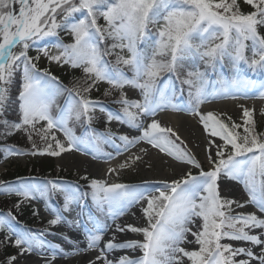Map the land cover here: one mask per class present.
Here are the masks:
<instances>
[{
  "label": "snow or ice",
  "instance_id": "obj_1",
  "mask_svg": "<svg viewBox=\"0 0 264 264\" xmlns=\"http://www.w3.org/2000/svg\"><path fill=\"white\" fill-rule=\"evenodd\" d=\"M248 99L264 0H0V160L105 164L0 178V264H264V107H211ZM153 153L169 178L121 180Z\"/></svg>",
  "mask_w": 264,
  "mask_h": 264
},
{
  "label": "bare ground",
  "instance_id": "obj_2",
  "mask_svg": "<svg viewBox=\"0 0 264 264\" xmlns=\"http://www.w3.org/2000/svg\"><path fill=\"white\" fill-rule=\"evenodd\" d=\"M236 103H244L249 107L252 106H258L261 102L259 101H239V102H234L231 100H223V101H217L214 104L211 105L213 108L217 109H227L229 113L237 114V109L235 107ZM260 106V105H259ZM167 122L169 123L170 126L174 128H178L181 135L187 140L189 145L193 148L192 140L196 139L198 144L200 143V131L199 128L195 125V121L184 114H169L166 117ZM186 125V127H189L191 132L188 133L186 130L183 129L182 125ZM202 146V144H201ZM196 150V149H193ZM66 162H70V160H74L77 163V166L84 165L89 171H92L95 174L100 173L103 168L105 167V164L103 161H92L90 157H83L80 154H75L71 155L69 157H65ZM152 160H155V163L157 164V172L153 176L152 173H154V170H151L147 175L151 179H161V178H169L170 171L168 172H163V170H167L166 166L162 165L160 163L159 158L153 153ZM87 257H84L83 259H86Z\"/></svg>",
  "mask_w": 264,
  "mask_h": 264
},
{
  "label": "rangeland",
  "instance_id": "obj_3",
  "mask_svg": "<svg viewBox=\"0 0 264 264\" xmlns=\"http://www.w3.org/2000/svg\"><path fill=\"white\" fill-rule=\"evenodd\" d=\"M242 101H259L261 102L258 106H254L257 110H259L261 107H264V101H261L259 99H248V100H242ZM217 102V101H215ZM214 102V103H215ZM213 103V104H214ZM233 116V118H235L237 116V114H233V113H229ZM195 125L199 128V126L195 123ZM183 129L186 130L188 133L191 134V132L193 133V131L190 130L189 127H186V125L184 126V124L182 125ZM16 142H18L19 144L21 143H24L25 141L23 139H18ZM189 144V143H188ZM193 145V149H196L194 150V152L196 153L197 157L199 159H203V152L196 148L195 146L198 144V142L196 141V139L192 140V143ZM189 147H191V145H189ZM192 148V147H191ZM202 148V146H201ZM71 155H68V154H64L62 157H59V158H55L54 159V164L57 168H59L60 170H62L63 172H65V174H68V175H73V174H77L78 172L80 174H83L85 172V170L88 171L89 174H93V175H96L95 173H93L92 171H89L84 165H80V166H77V163L74 161V160H70V162H66L65 160V157H69ZM41 157H33V158H29V157H22V158H11L6 164L3 163L0 165V173L5 171L10 164H14L16 166H21V167H24L25 165L29 164L30 161H38L40 160ZM152 163L154 165L153 169L154 170V173H152V175L154 176L157 172V164L155 163V160H152ZM169 172L170 170H163V172ZM151 172L149 171L145 166H141V168L136 171V172H127L125 173L122 177H121V180L123 182H127V183H138L140 182L141 179H148V173Z\"/></svg>",
  "mask_w": 264,
  "mask_h": 264
},
{
  "label": "trees",
  "instance_id": "obj_4",
  "mask_svg": "<svg viewBox=\"0 0 264 264\" xmlns=\"http://www.w3.org/2000/svg\"><path fill=\"white\" fill-rule=\"evenodd\" d=\"M21 147L26 146L25 142L19 144ZM55 157H41L38 161H30L29 164L25 165L24 167L16 166L14 164H10L6 171L0 173V178L5 179H13L17 175H35L38 177H63L64 179L74 180L76 179V174L68 175L65 174L62 170L57 168L54 164ZM3 161L0 160V164ZM21 219L26 222L27 224L38 227L39 224L36 220H34L30 215L27 213L21 217Z\"/></svg>",
  "mask_w": 264,
  "mask_h": 264
}]
</instances>
